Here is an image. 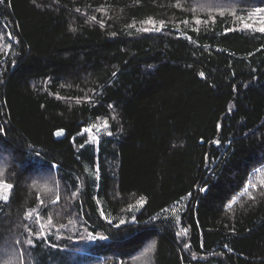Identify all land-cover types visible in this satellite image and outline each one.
Instances as JSON below:
<instances>
[{
	"label": "trees",
	"instance_id": "trees-1",
	"mask_svg": "<svg viewBox=\"0 0 264 264\" xmlns=\"http://www.w3.org/2000/svg\"><path fill=\"white\" fill-rule=\"evenodd\" d=\"M194 1L0 2V246L16 264L145 248L151 264H264V181L247 185L264 169V32L230 13L196 24ZM185 199L178 228L166 212Z\"/></svg>",
	"mask_w": 264,
	"mask_h": 264
},
{
	"label": "rangeland",
	"instance_id": "rangeland-1",
	"mask_svg": "<svg viewBox=\"0 0 264 264\" xmlns=\"http://www.w3.org/2000/svg\"><path fill=\"white\" fill-rule=\"evenodd\" d=\"M238 6H240V10ZM258 8L264 9V4L256 5L255 3H250V2L249 3H245V2L241 3L240 1L233 2V0H195L194 4L191 5V9L195 13L194 22H196V24H201L203 21L207 19H211L217 14L230 13L235 16L234 19L235 25L239 29H243L246 31H260V28L264 27V12L257 13L255 10ZM246 24L251 25V27H245ZM150 27L151 25L149 26V28ZM5 48H6V42L0 33V52H3ZM85 129H89V131H84ZM85 129L83 130V132H85V134L87 135L89 143L93 144L94 146H97L101 135L107 134V130H108L107 121L105 119H99L98 121H96L95 123H93L92 125H90ZM0 169H3L4 172L6 170L5 166L2 165V162H0ZM257 173L258 174L256 177L251 176L249 178V181L251 182L248 181L249 182L247 184L248 188H251V184L253 181L255 183H262V181H264V169L260 170ZM40 178L45 179L44 182L45 185H49L50 182L52 181V184L49 187H44L42 184H40V186L38 185L37 187H40L42 191H44L45 188L51 189V187H53V189L55 190L59 187L58 182L54 180V178H51L50 176L43 175ZM0 179L5 180L4 175L0 177ZM33 184L34 186H36V183ZM53 189H51L50 191H54ZM10 192L11 189L10 190L0 189V194H6L8 195V197L10 195ZM60 192L61 190L55 191V193L57 194H59ZM0 201H4V200L0 199ZM185 202L186 199L179 203L174 204L166 212V215L168 217L175 218V221L178 224L177 225L178 228H179V223H178L179 214L184 209ZM33 217L36 218V220L39 219V216L37 214H33ZM67 219H68V223L70 222V224L67 225L69 228V230L67 229V231L71 233L73 232L72 234H74L73 236H75L74 239L82 240L81 243L88 242L94 239V236L91 235V233H89L86 229L81 228L80 222L77 219L74 218L71 221L70 218ZM63 229L60 232H62ZM78 235H80V238L78 237ZM145 249L137 257H134L125 263L119 262L117 264H151L150 255H149L150 252L149 250H145ZM147 252H149V254ZM17 256L19 255L13 252V249L10 248V245L8 244V240L5 242L4 245L0 246V264H16ZM2 259H4V261ZM101 264H112V262H110L109 260L108 261L103 260Z\"/></svg>",
	"mask_w": 264,
	"mask_h": 264
},
{
	"label": "snow or ice",
	"instance_id": "snow-or-ice-1",
	"mask_svg": "<svg viewBox=\"0 0 264 264\" xmlns=\"http://www.w3.org/2000/svg\"><path fill=\"white\" fill-rule=\"evenodd\" d=\"M0 2H2V0H0ZM33 3H35V0H33ZM37 6H39V5H37ZM257 13H260V12H264V9H260V8H258V9H256L255 10ZM251 18V17H250ZM94 19V18H93ZM148 22L149 23H155L154 21H152L151 20V18H149V20H148ZM161 24H163V22H161ZM245 27H251V25H245ZM74 30V29H73ZM260 31L261 32H264V27H261L260 28ZM114 75H115V73H114ZM201 75H203V74H201ZM105 126H106V124H105ZM84 131H89V129H85ZM4 132V129L3 128H0V133H3ZM4 175V170L3 169H0V177H2ZM13 188V185L12 184H10V183H7L5 180H3V179H0V189H4V190H10V189H12ZM44 191H49V189H47V188H45L44 189ZM39 198V197H38ZM0 199H3L5 202L9 199V197H8V195H6V194H0ZM229 207H231L230 205H229ZM49 222H51V221H49ZM28 243L29 244H31L32 243V241H28ZM152 247H154V245L152 246ZM150 251H151V248L149 249Z\"/></svg>",
	"mask_w": 264,
	"mask_h": 264
},
{
	"label": "water",
	"instance_id": "water-1",
	"mask_svg": "<svg viewBox=\"0 0 264 264\" xmlns=\"http://www.w3.org/2000/svg\"><path fill=\"white\" fill-rule=\"evenodd\" d=\"M54 137H55V140L57 141L64 140L66 138V131L63 129L57 130L54 133Z\"/></svg>",
	"mask_w": 264,
	"mask_h": 264
}]
</instances>
